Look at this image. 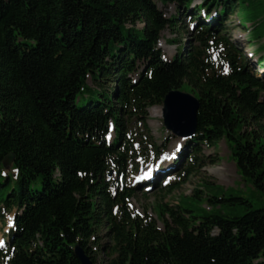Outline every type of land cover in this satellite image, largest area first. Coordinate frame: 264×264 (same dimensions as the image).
Wrapping results in <instances>:
<instances>
[{
  "label": "trees",
  "instance_id": "trees-1",
  "mask_svg": "<svg viewBox=\"0 0 264 264\" xmlns=\"http://www.w3.org/2000/svg\"><path fill=\"white\" fill-rule=\"evenodd\" d=\"M194 1L0 0V221L17 213L1 264H82L77 246L93 264H264V81L220 34L237 1L191 10ZM158 3L197 23L196 45L172 60L159 41L179 20ZM174 91L199 99L197 132L184 168L156 192L173 194L201 165V147L225 140L258 202L206 185L205 198L186 200L211 210L157 204L161 230L133 209L140 192L128 175L160 158L148 110ZM221 203L242 215L226 217Z\"/></svg>",
  "mask_w": 264,
  "mask_h": 264
},
{
  "label": "rangeland",
  "instance_id": "rangeland-1",
  "mask_svg": "<svg viewBox=\"0 0 264 264\" xmlns=\"http://www.w3.org/2000/svg\"><path fill=\"white\" fill-rule=\"evenodd\" d=\"M238 6L234 11V14L224 22V31L221 34L228 42L241 52V56L244 62H248L249 67L253 73L262 81H264V71L261 69V59L264 56V0H236ZM203 3V0H195L192 9L199 7ZM158 7L165 13L167 18L178 17V25L175 29H167L161 34V40L159 48L161 49L164 57L167 60H172L179 52L181 47L188 48L190 44L196 45L194 41V24H192L184 13L177 9L175 5H168L166 7L158 3ZM181 16H179V14ZM183 15V16H182ZM144 25L138 23L137 28L143 29ZM172 41V43H170ZM134 129L137 128L138 122L134 121ZM147 126L150 129V135L154 138L156 146L162 152V159L154 162V165L150 164L146 166L145 162L136 161L137 171H130L128 175V184L132 186L141 187L144 184V180L154 169H161L164 166L173 165L176 161V156L179 154V147L183 143L187 145L188 139H181L177 136H173L172 133L165 129L162 106H156L148 110ZM114 139L113 133L111 134L109 141ZM191 151V150H190ZM187 152L189 149L187 148ZM189 156V155H188ZM201 165L196 166V171L188 179V181L182 185L178 190L169 196H163L158 194L157 186L151 191L147 188L141 189L147 192L144 196L143 192L139 190V194L132 201L133 209L139 214H145L152 216L156 219L158 227L163 230L164 225L159 219L158 214L155 213V207L157 204L169 205L171 208H175L182 203V206L193 211L194 216L202 217L207 214L211 209L206 200L191 201L186 198L192 197L196 191L203 192V198L207 196L206 185H215L222 188V197L225 195L242 197L251 200L254 203L258 202V196L251 183L246 180H242L240 177L235 162L231 159V151L225 140L217 143L213 148L201 147V153L199 155ZM183 164H177L175 166V172L170 175L166 182L168 184L174 181V174L184 168ZM140 170V171H139ZM165 178V177H164ZM141 180L142 182L138 183ZM161 179L156 180L153 185H158ZM138 183V184H137ZM150 188V187H149ZM228 193V194H227ZM213 195V194H211ZM231 203H221V213L228 218L241 216L240 209L230 207ZM15 211L7 214L5 223L0 221V240H7L13 221L15 218ZM106 235V231H103V237ZM107 240H104L106 243ZM106 258L102 255L99 264H105ZM1 264V259H0Z\"/></svg>",
  "mask_w": 264,
  "mask_h": 264
},
{
  "label": "water",
  "instance_id": "water-1",
  "mask_svg": "<svg viewBox=\"0 0 264 264\" xmlns=\"http://www.w3.org/2000/svg\"><path fill=\"white\" fill-rule=\"evenodd\" d=\"M200 109L199 100L187 93L174 91L169 93L163 103V120L168 131L179 138H190L197 132V114ZM14 156L9 155L4 161L5 170L13 164ZM76 255L82 264H93L85 251L77 246Z\"/></svg>",
  "mask_w": 264,
  "mask_h": 264
},
{
  "label": "snow or ice",
  "instance_id": "snow-or-ice-1",
  "mask_svg": "<svg viewBox=\"0 0 264 264\" xmlns=\"http://www.w3.org/2000/svg\"><path fill=\"white\" fill-rule=\"evenodd\" d=\"M5 245V241L0 240V247H3Z\"/></svg>",
  "mask_w": 264,
  "mask_h": 264
},
{
  "label": "bare ground",
  "instance_id": "bare-ground-1",
  "mask_svg": "<svg viewBox=\"0 0 264 264\" xmlns=\"http://www.w3.org/2000/svg\"><path fill=\"white\" fill-rule=\"evenodd\" d=\"M164 179H165V178H164ZM161 180H163V179L161 178ZM14 219H15V218H14ZM13 225H14V221H13ZM13 225H12V227H13ZM12 227H11V228H12Z\"/></svg>",
  "mask_w": 264,
  "mask_h": 264
}]
</instances>
